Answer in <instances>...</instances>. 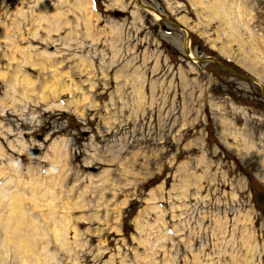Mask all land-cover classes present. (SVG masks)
<instances>
[{"label": "rangeland", "instance_id": "1", "mask_svg": "<svg viewBox=\"0 0 264 264\" xmlns=\"http://www.w3.org/2000/svg\"><path fill=\"white\" fill-rule=\"evenodd\" d=\"M87 1L0 0V176L46 232L0 264H264V0H227L235 38L201 2ZM39 67L58 97L24 94Z\"/></svg>", "mask_w": 264, "mask_h": 264}, {"label": "bare ground", "instance_id": "2", "mask_svg": "<svg viewBox=\"0 0 264 264\" xmlns=\"http://www.w3.org/2000/svg\"><path fill=\"white\" fill-rule=\"evenodd\" d=\"M191 1V3L193 4H196V6H197V4L198 3H200V4H202V3H204L203 5V9L205 10V12L207 13L206 15H208V16H210V17H218V19H220L222 22H224L225 23V25L227 26L226 27V31H227V36H229V35H233L234 36V32H235V27H236V23H235V21L233 20V11H235V9H234V7L227 1V0H190ZM90 2V1H89ZM89 2L87 1V0H76V4H77V6H78V8L81 10V11H83V12H85L86 10H87V7H88V9H89ZM193 4V5H194ZM199 5V4H198ZM195 6V5H194ZM193 6V7H194ZM90 7H91V5H90ZM197 9V8H196ZM201 12H202V10H200ZM198 12V11H197ZM199 14V13H198ZM205 15V14H204ZM207 17V16H206ZM48 18V17H47ZM50 19V18H49ZM55 21V20H54ZM86 22L87 23H89V20H88V18L86 19ZM239 24V23H238ZM88 25V24H87ZM222 25V24H221ZM223 26V25H222ZM224 29H225V27H224ZM223 28H222V30H224ZM238 29V28H237ZM225 31V30H224ZM230 37V36H229ZM234 38H235V36H234ZM234 41V40H233ZM188 39L186 40V42H185V44H186V46H188ZM229 42V41H228ZM225 46H226V44H225ZM226 48V47H225ZM228 48V47H227ZM190 55V54H189ZM52 59L53 58V56H51L50 54H41V53H39L38 54V58H37V63H43V62H46L47 63V61L49 60V59ZM244 66V65H243ZM80 67V66H79ZM249 70H251V71H254V73H257L250 65H248V66H246ZM40 68V67H39ZM81 68V67H80ZM40 74H41V76L42 75H44V74H48V72L46 71H44V69H43V71L41 70V68H40ZM49 75V77L50 78H52V80H51V82H52V85H45L43 82L45 81V80H43L42 81V83H40V84H38V85H32L33 84V81L32 80H30V79H28L26 82H25V84H23L22 85V90H23V92H24V94L25 95H33V92L34 91H36L35 89L37 88H40V89H42V91H43V97H40V95H39V98H44V99H47V98H49V97H51V96H55V97H58V95H60V90H59V88L60 87H57L58 85H60V83H62L63 82V80H64V78H63V80H62V77L64 76V75H62L61 73H59L58 71H53V73H49L48 74ZM42 79V78H41ZM43 79H45V78H43ZM262 80H264V77H262ZM40 82V81H39ZM29 83H32L31 85L29 84ZM35 83V82H34ZM54 86H56V87H54ZM47 88V90H45ZM64 88V87H63ZM140 89V88H139ZM64 90H65V88H64ZM38 91V90H37ZM41 91V92H42ZM140 92V91H139ZM38 94H41V93H38ZM53 98V97H52ZM43 100V99H42ZM41 100V101H42ZM45 101V100H44ZM76 101V100H75ZM82 101V100H81ZM47 102V101H46ZM45 102V103H46ZM68 102V101H67ZM83 103V102H82ZM75 104H76V102H75ZM56 105H57V103H56ZM59 105V104H58ZM80 105V104H79ZM52 106V105H51ZM54 106V105H53ZM62 106V105H61ZM81 106V105H80ZM86 106V105H85ZM82 107V106H81ZM76 108V107H75ZM79 110V109H78ZM80 111V110H79ZM78 114H79V112H77ZM54 147V146H53ZM55 148V147H54ZM57 149H56V156H60V149L62 148H60V147H56ZM58 148H60L59 150H58ZM64 150V149H63ZM66 153V152H65ZM64 155V154H63ZM65 159V158H64ZM55 161H56V159H55ZM61 161V160H60ZM54 162V161H53ZM57 164V163H56ZM57 166V165H56ZM60 168V167H59ZM57 170V169H56ZM53 172V171H52ZM55 172V171H54ZM61 171H60V169H59V173H60ZM58 175V174H57ZM61 176H63L64 177V175H62V173H60V175H59V177H61ZM3 176H0V180H1V178H2ZM52 177V176H51ZM55 177V176H54ZM56 178V180H57V177H55ZM36 180V182H40V179L39 178H37V179H35ZM61 180V179H60ZM10 182H11V179H7L6 181H3V178H2V183H0V198H3L4 200H6V198H7V201H5L6 203H5V205L4 206H2L1 208H3V210L0 208V234H1V232L3 231L4 232V234H5V232H6V234L4 235V236H6V235H8L9 237H13L14 238V240L16 239V240H19L18 242L19 243H21V245L23 246V245H26L28 242H29V239L30 240H32L33 242H37V241H39V240H44L45 238V234H46V232L45 231H43V229H44V226H41L39 223H38V225L39 226H31V225H33L34 224V222L31 220L32 218H31V216H34V211L32 210L31 212H30V210L29 211H27V212H24V210L25 209H27L25 206V209L23 210V208L24 207H22L21 206V209H19V204L17 203L18 202V200H19V196H16V192H18V190H17V188L19 189V185H17L18 183H15V184H13V185H17V186H19V187H17L16 188V190H7L8 188L7 187H9V188H11V184H10ZM60 182H62V181H60ZM57 182H55V180H53L52 179V181L49 183V185H50V189L48 188L47 189V193H45V192H43V189H42V186H41V184L39 185V186H37V188H33V201L35 202V205H37V203H39L40 202V200L43 198V197H46L47 195H53V194H55V192H56V190H57V187L59 186V185H55ZM41 186V187H40ZM51 188H53V189H51ZM66 189V191H67V188H65ZM21 190V189H20ZM59 190V189H58ZM71 191H72V189H70ZM59 192V191H58ZM69 192V189H68V191H67V193ZM64 193H65V191H64ZM60 194H61V192H60ZM59 194V195H60ZM71 194L69 193V194H67V196H70ZM73 195V194H72ZM80 195H83L82 193H80L78 196H79V198L81 197ZM54 196V195H53ZM67 196H65V197H67ZM58 197H60V196H58ZM62 197H63V195H62ZM84 197V196H83ZM68 198V197H67ZM53 199H55V196L53 197ZM60 200V199H59ZM66 200V199H65ZM64 200V201H65ZM13 201V202H12ZM24 201H25V198H23V203H24ZM38 201V202H37ZM55 201V200H54ZM62 201V200H61ZM60 201V202H61ZM37 202V203H36ZM66 202H67V200H66ZM66 202H64V204L66 203ZM69 202V201H68ZM72 202V201H71ZM75 203V202H74ZM84 203V202H83ZM67 204V203H66ZM68 204H70V203H68ZM73 204V203H72ZM72 204H70V205H72ZM58 205V203H56V202H54L52 205H50L49 206V210H50V212L52 213V212H56V206ZM59 205H61V204H59ZM7 206V207H6ZM9 206V207H8ZM62 206L64 207V205L62 204ZM61 206V207H62ZM65 206H68V205H65ZM73 206V205H72ZM74 206H75V204H74ZM58 207H60V206H58ZM77 207V206H76ZM78 207H79V205H78ZM69 208V207H68ZM8 209V210H7ZM67 209V208H66ZM76 209V208H75ZM72 210V209H71ZM67 211H68V209H67ZM28 218V219H30V220H28L26 217ZM18 218V219H17ZM24 222H26L25 224H29V226H28V224L27 225H25L24 224ZM19 224H23V225H19ZM52 229H54L56 232H57V237L59 236V231H60V229H61V227H59V226H53V228ZM12 234H14L13 236H12ZM20 236H22V239L24 240V241H22V239L20 238ZM27 242V243H26ZM40 242V241H39ZM29 244V243H28Z\"/></svg>", "mask_w": 264, "mask_h": 264}, {"label": "water", "instance_id": "3", "mask_svg": "<svg viewBox=\"0 0 264 264\" xmlns=\"http://www.w3.org/2000/svg\"><path fill=\"white\" fill-rule=\"evenodd\" d=\"M139 1V0H138ZM140 3V2H139ZM114 13H117V14H119L120 13V15H121V13H122V11L121 10H115L114 11ZM179 26H181L182 28H184V25L182 24V23H179V22H176ZM185 40V39H184ZM184 49H185V52H186V54H188L189 55V53H188V47L186 46V45H184ZM222 65H225V63H223V62H221V61H219ZM35 152H38V149H33V151H30V152H28L27 153V155H31V153H35Z\"/></svg>", "mask_w": 264, "mask_h": 264}, {"label": "flooded vegetation", "instance_id": "4", "mask_svg": "<svg viewBox=\"0 0 264 264\" xmlns=\"http://www.w3.org/2000/svg\"><path fill=\"white\" fill-rule=\"evenodd\" d=\"M183 48H184V46H183ZM184 51H185V49H184Z\"/></svg>", "mask_w": 264, "mask_h": 264}]
</instances>
